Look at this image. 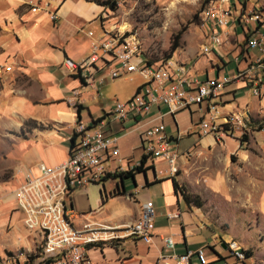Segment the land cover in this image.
Segmentation results:
<instances>
[{"label":"crops","instance_id":"1","mask_svg":"<svg viewBox=\"0 0 264 264\" xmlns=\"http://www.w3.org/2000/svg\"><path fill=\"white\" fill-rule=\"evenodd\" d=\"M262 3H225L234 15L228 27L217 29L221 43L184 67L188 77L200 81L222 77L231 80L220 96L221 115L243 113L251 120L264 121V93L256 98L252 94L258 84L264 89V70L253 67L259 52L247 48L248 38L264 31L260 24L243 18L255 9L264 12ZM102 15V6L86 0H39L31 9L20 0H0V177L6 171H15L11 180L0 182V190H10L4 201L11 203L1 214L5 217L0 216V255L16 251L35 255L40 242L39 235L24 228L23 215L13 196L22 172L35 169L39 163L54 166L65 161L76 122L92 125L104 116L106 134L117 138L120 162L106 159L107 177L100 184L71 194L70 221L75 227L90 223L123 228L141 217L143 205H150L153 231L149 244L127 237L89 247L90 264H174L176 257L198 249L204 251L207 264H253L251 256L240 247L245 259H237L231 241L203 219L196 204L186 200L176 174L169 172L164 159L143 157L142 133L158 123L173 139L178 166L198 146L216 145L213 136L199 133L205 106H192L170 115L165 106L157 104L141 118L116 120L107 115L115 101H127L145 80L135 74L111 80L109 64L98 69L85 64L81 70L67 66V60H86L93 40L104 36L98 32L99 27L105 29ZM239 75L241 78L235 79ZM73 91L78 95L74 96ZM251 139L254 148L264 151V144H257L255 135ZM225 142L228 147L236 146L242 159L247 156L243 150L247 140L242 145L231 138ZM129 162L141 165L134 172H115L119 164L126 166ZM252 163L261 172L263 163ZM166 239L172 241V250L165 249ZM162 255L165 260H159ZM190 263L198 264L195 255Z\"/></svg>","mask_w":264,"mask_h":264},{"label":"built area","instance_id":"2","mask_svg":"<svg viewBox=\"0 0 264 264\" xmlns=\"http://www.w3.org/2000/svg\"><path fill=\"white\" fill-rule=\"evenodd\" d=\"M228 1L210 0L208 4L205 19L209 32L207 43L201 47L203 53H209L213 45L221 43L217 29L225 28L230 23L231 12L224 7ZM243 18L247 22L260 24L264 31L262 10L255 9ZM51 19L55 20V15ZM247 48L259 52L253 67L264 70V32L256 31L249 37ZM136 53L137 47L130 40L104 32L103 37L93 40L91 53L86 60L79 63L67 60L66 63L73 70H81L85 64L97 69L109 64L108 75L111 80L132 74H138L145 80V84L127 101H115L107 113L113 119L141 118L157 104L165 106L170 115L192 106L204 105V116L199 122L200 135L217 139L228 136L229 125L237 120L231 114L220 113L221 93L231 81L228 77L200 81L188 77L184 66L172 62L147 64ZM239 78L241 75L235 79ZM252 92L260 96L263 91L258 84ZM73 94L78 95L77 91H73ZM72 105L75 106V101ZM106 126L104 116L92 125L77 121L74 141L65 161L54 166L39 163L35 169L29 168L22 172V181L14 189L13 196L17 209L23 215L24 228L39 235L40 242L35 255L29 251L7 253L0 255V264H15L19 260L23 264H90L87 251L91 246H101L127 237H136L146 244L151 242L153 210L150 205H143L141 217L123 228L90 223L75 227L70 221L68 202L71 194L75 190L100 184L108 173L104 165L106 159L120 162L117 138L106 134ZM172 143L173 139L167 135L163 124L152 125L142 133L143 157L151 160L164 159L168 163L169 172L175 175L178 170V155L173 151ZM140 165V162H129L126 166L119 164L115 172H134ZM230 248L237 259H245V254L239 247L231 244ZM165 249H173V243L169 239L165 240ZM193 255L198 264H207L202 249L176 257L174 264H191L190 258ZM165 259L166 256L162 255L159 260Z\"/></svg>","mask_w":264,"mask_h":264},{"label":"rangeland","instance_id":"3","mask_svg":"<svg viewBox=\"0 0 264 264\" xmlns=\"http://www.w3.org/2000/svg\"><path fill=\"white\" fill-rule=\"evenodd\" d=\"M97 1L107 3L113 0ZM246 1L243 0V3ZM20 2L30 9L39 4V0ZM209 2L117 0L114 10L102 6L101 22L105 32L130 40L137 47L136 54L151 64L172 62L186 68L200 53L204 54L201 47L207 43L209 32L205 19ZM104 31L99 27L100 34ZM173 45H177L174 51L171 50ZM262 91L261 94L264 89ZM231 115L237 120L229 125L228 137H214L216 145L213 147L198 146L196 150L188 152L180 160L176 176L190 202L194 205L200 203L198 209L203 219L228 238L230 244L247 252L253 264H264V151L254 148L251 139L255 135L257 144H264V131L254 133L260 120H251L243 113ZM243 136L247 140L242 143L247 155L244 159L236 146L228 147L225 142L231 138L240 143ZM249 160L262 162L261 172ZM9 165L5 163V166ZM14 174V170L6 171L5 176L0 177V182L11 180ZM9 193L7 188L0 190L2 218L5 216L1 214H5L11 206L10 202L4 201Z\"/></svg>","mask_w":264,"mask_h":264},{"label":"trees","instance_id":"4","mask_svg":"<svg viewBox=\"0 0 264 264\" xmlns=\"http://www.w3.org/2000/svg\"><path fill=\"white\" fill-rule=\"evenodd\" d=\"M86 1L94 2V3H96V4L100 5V6H103V7H104V6H107V7H109V8L112 9V10L116 9V7H117V3H116L117 0H113L112 2H107V3H100V2L97 1V0H86ZM176 48H177V45H173V46L171 47V50L174 51ZM146 63H147V64H151V63H150L149 61H147V60H146ZM256 130H257V131L264 130V121H262V122L257 126ZM244 136H245V135H244ZM244 136L242 137V139H241V141H240L241 145H242V143H244V141L246 140V137H244ZM73 141H74V139L72 138L71 143H73ZM145 159H146V158H145ZM184 197L186 198L187 201L190 202V199H189L188 196L184 195ZM196 205L198 206V205H200V203H197ZM245 253L248 254L247 252H245ZM15 264H21V263H19V262L17 261ZM24 264H25V263H24Z\"/></svg>","mask_w":264,"mask_h":264}]
</instances>
